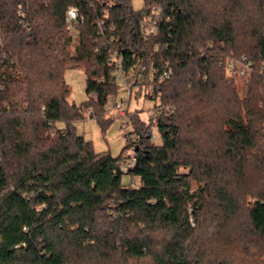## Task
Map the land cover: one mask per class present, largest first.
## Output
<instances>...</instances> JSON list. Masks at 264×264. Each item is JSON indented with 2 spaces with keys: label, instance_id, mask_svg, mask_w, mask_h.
I'll return each mask as SVG.
<instances>
[{
  "label": "trees",
  "instance_id": "1",
  "mask_svg": "<svg viewBox=\"0 0 264 264\" xmlns=\"http://www.w3.org/2000/svg\"><path fill=\"white\" fill-rule=\"evenodd\" d=\"M134 1L0 0V264H240L264 249V0ZM70 7L84 17L77 40ZM153 8L158 35L145 39ZM112 53L133 74L130 103L159 100V144L141 110L127 113L138 188L124 185V151L98 154L72 126L113 121ZM242 58L252 84L241 102L229 62ZM166 63L173 75L148 92L150 69ZM70 66L86 74L81 106Z\"/></svg>",
  "mask_w": 264,
  "mask_h": 264
},
{
  "label": "rangeland",
  "instance_id": "2",
  "mask_svg": "<svg viewBox=\"0 0 264 264\" xmlns=\"http://www.w3.org/2000/svg\"><path fill=\"white\" fill-rule=\"evenodd\" d=\"M134 6L136 9H141L143 6L142 0H135ZM2 37L0 35V45H2ZM76 42L72 44L70 47V54H75ZM2 53V58H3ZM232 74L231 72H229ZM235 76L234 84L237 91V98L239 101H244L249 92V88L252 84V72H247L244 76H237L236 74H232ZM65 81L70 88V97L69 101L71 103L76 104L77 106H81L88 101V96L86 93L87 81H86V74L84 69L78 66H70L66 69L64 74ZM5 80L3 76L2 81ZM0 91H4V85L0 84ZM159 104L158 99L154 100H147L144 101L143 99L140 100H133L128 110L139 109L141 110V119L147 124L148 120L150 119V114L153 109L158 112L157 105ZM113 120L106 124L104 128L102 122L95 118L87 117L84 120H79L73 123V128L77 135L82 136L85 141L91 142L96 153H110L114 158L119 157V155L124 151L128 144V138L126 137L129 133L133 132L132 127L128 124H123V120L115 113L114 115H106L105 120ZM154 124V120L151 121V125ZM61 128V127H59ZM154 133L157 134V138L154 143L159 144L160 139L157 133V129H153ZM123 161L120 163L123 165L126 162H130L133 158V153L131 149H126L124 151ZM188 169H182V172H188ZM132 175H125L124 176V185L131 186L133 183L136 182V179H133ZM197 189V185L194 184L193 190ZM213 230H208V233ZM210 237L211 234L209 233ZM217 245L214 244V247ZM233 246V245H232ZM252 253L256 252L255 259H248L246 261L240 262V264H264V249L255 248L252 246ZM228 254L234 259L236 257H241V252L239 253V249L235 248V246L227 249ZM239 261V260H237Z\"/></svg>",
  "mask_w": 264,
  "mask_h": 264
},
{
  "label": "built area",
  "instance_id": "3",
  "mask_svg": "<svg viewBox=\"0 0 264 264\" xmlns=\"http://www.w3.org/2000/svg\"><path fill=\"white\" fill-rule=\"evenodd\" d=\"M44 2H48L49 0H43ZM98 3L104 0H97ZM110 6V5H109ZM162 17V11L159 8H153L150 16H148L142 23V32L145 39H151L158 35L159 24ZM84 17L79 12L78 8L70 7L66 12V25L67 29L70 32L72 38L77 40L79 30L78 26L83 23ZM104 22L101 21L98 23V28L100 30V34H104L103 30ZM203 52V50H201ZM110 64L115 67V80L116 85L118 87V95L111 96L108 99V103L106 105V112L108 115H114L115 113L123 120V124L128 123V107L129 103L132 98L135 96L137 91V87H133L127 81V77H133V74H126L122 67L123 63L122 60L117 57L116 53H112L109 58ZM229 69L232 74H236L237 76H244L247 72H252V65L247 63L245 58L242 59H231L229 62ZM173 75V69L169 66L168 63L164 64L162 68L152 66L149 72L148 78V92L153 93L156 87L168 80ZM137 84H141L140 78L136 81ZM93 99H96V95H92ZM92 114V111H89V115ZM157 112L155 109L152 110L150 114V119L148 120L147 126L151 127L152 136L151 141L154 142L157 138V134L154 133V127L151 125V121L155 119ZM62 130L63 128H59ZM142 136L139 134H132L131 141L133 144H140ZM133 158L131 161L124 163L120 167V171L124 175H128L129 171L132 170L137 162L136 152L132 151ZM136 182L133 183L130 187L131 188H138L140 185L139 179L134 177Z\"/></svg>",
  "mask_w": 264,
  "mask_h": 264
},
{
  "label": "water",
  "instance_id": "4",
  "mask_svg": "<svg viewBox=\"0 0 264 264\" xmlns=\"http://www.w3.org/2000/svg\"><path fill=\"white\" fill-rule=\"evenodd\" d=\"M137 150V149H136Z\"/></svg>",
  "mask_w": 264,
  "mask_h": 264
}]
</instances>
